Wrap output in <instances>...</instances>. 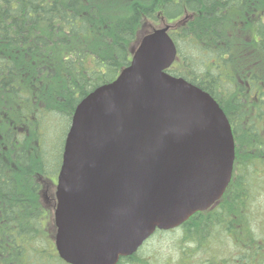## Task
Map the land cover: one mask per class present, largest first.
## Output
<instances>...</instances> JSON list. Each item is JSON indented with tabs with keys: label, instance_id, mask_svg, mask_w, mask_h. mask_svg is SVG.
Returning <instances> with one entry per match:
<instances>
[{
	"label": "trees",
	"instance_id": "trees-1",
	"mask_svg": "<svg viewBox=\"0 0 264 264\" xmlns=\"http://www.w3.org/2000/svg\"><path fill=\"white\" fill-rule=\"evenodd\" d=\"M123 2L0 0V123L6 128L0 127V255L8 252L12 264H66L40 234V218L49 212L26 200L36 197L39 182L55 181L76 105L128 66L146 22L187 15L169 33L178 59L167 72L208 93L224 111L236 146L234 172L213 208L154 236L180 229L182 240L199 248L228 237L235 255L221 260L213 251V262L209 256L198 264H264V236L253 229L247 196L258 186L254 169L264 165V0ZM247 50L257 55L254 64L246 62ZM187 256L184 263L195 264ZM137 258L118 264H150Z\"/></svg>",
	"mask_w": 264,
	"mask_h": 264
},
{
	"label": "water",
	"instance_id": "water-1",
	"mask_svg": "<svg viewBox=\"0 0 264 264\" xmlns=\"http://www.w3.org/2000/svg\"><path fill=\"white\" fill-rule=\"evenodd\" d=\"M168 30L146 31L128 66L74 109L54 209L66 264H118L211 209L231 181L229 121L208 93L167 73L177 60Z\"/></svg>",
	"mask_w": 264,
	"mask_h": 264
},
{
	"label": "rangeland",
	"instance_id": "rangeland-1",
	"mask_svg": "<svg viewBox=\"0 0 264 264\" xmlns=\"http://www.w3.org/2000/svg\"><path fill=\"white\" fill-rule=\"evenodd\" d=\"M122 1L124 2L137 1V2L144 3V2H147L148 0H122ZM146 23L149 24V26H147L146 28V31H147L151 29L150 25L152 23L150 22H146ZM153 26L156 28H159L162 26V23H160L159 21L154 22ZM256 56L254 55L253 52L247 50L246 51V62H248V60L250 59L252 60L250 64H254L256 61L254 57ZM235 97H237V95ZM242 98L244 97L242 96L241 99ZM4 124H8V123L4 122ZM0 127L6 129L3 123H0ZM9 128L12 129V131L14 129L12 125H9ZM59 128H60V131L57 135V140L60 141L63 131L65 132L66 123L61 122V124L59 125ZM1 131L2 130L0 129V143L3 141V133H1ZM11 168L16 175L20 174L15 164L14 166H11ZM254 174H255V177L258 178V186L253 187V190H254L253 193L250 195L248 193L247 196L250 199L249 209L251 210V213L253 214L251 218V220L254 221L253 229L256 231V233H258L259 237H262L264 236V231H260L261 229L258 231L256 224H258L259 227L264 225V165L257 166L254 169ZM42 190H43V185L39 182L38 190L36 191V197L35 198L29 197L26 200V203L30 204L32 201L33 204H35L34 206L35 208L39 207L38 209L43 210L44 209L43 207L44 206V193H42ZM53 210L54 209L49 211V213L46 215L44 214L43 218H40V222H41L40 234L41 236H44L47 240H49L51 244H53V238L51 237L54 233ZM49 233L51 236H48ZM182 236H183L182 231L180 229L176 230L175 233H169L166 235L157 234L153 238L151 237L152 238L151 240L148 239L143 244V246L138 250L137 257L139 259L148 260L150 264H185L184 262L189 260V256L187 255L191 253L193 262H195V264H198L201 261L205 260L210 255H212L213 251L214 253L217 251V255L215 256L219 257L221 260H227L228 258L230 259V256H232L233 254L234 255L236 254L235 252L232 251V247L230 246L228 237L225 238L223 236L225 239L223 238L221 241L218 240L216 242V244L220 245V247H217V245L213 243L211 244L213 248L208 247V246L199 248V246L195 244L196 241H191L190 239L182 240L183 238ZM25 251H24V257L26 256ZM220 252L222 253L219 254ZM22 256H23V253H21V258H23ZM209 258H212V262L214 261V258L212 256H210ZM0 260H4V261H7L8 264H12L11 263L12 260L10 259V254L8 252L1 254ZM14 264H17V263H14Z\"/></svg>",
	"mask_w": 264,
	"mask_h": 264
},
{
	"label": "flooded vegetation",
	"instance_id": "flooded-vegetation-1",
	"mask_svg": "<svg viewBox=\"0 0 264 264\" xmlns=\"http://www.w3.org/2000/svg\"><path fill=\"white\" fill-rule=\"evenodd\" d=\"M187 18V15H185L182 18L180 19H177V20H173V21H169V20H166L164 19L163 17H160V20L159 22L162 23V26H169L170 29H169V33L170 31L174 30L175 29V26H178L180 24H183L184 23V20ZM152 23L150 25V28L151 29H155L156 27L153 26L154 22H150ZM149 26V25H148ZM244 107L246 108V103L244 105ZM237 113V111H236ZM233 114V113H232ZM232 128V127H231ZM235 158H236V152H235ZM42 185H43V190H42V193H44V209L49 212L51 211L54 206H55V203H56V195H55V192H56V189H55V182L54 181H51L49 179L45 180V181H41L40 182ZM229 187V186H228ZM41 188V186H40ZM228 189V188H227ZM227 191V190H226ZM225 195V194H224ZM232 236V239H234L233 237L235 236L234 234H231ZM0 264H8L7 261H0Z\"/></svg>",
	"mask_w": 264,
	"mask_h": 264
}]
</instances>
